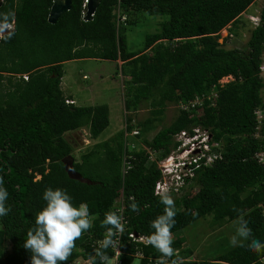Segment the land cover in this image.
Listing matches in <instances>:
<instances>
[{
	"label": "trees",
	"instance_id": "trees-1",
	"mask_svg": "<svg viewBox=\"0 0 264 264\" xmlns=\"http://www.w3.org/2000/svg\"><path fill=\"white\" fill-rule=\"evenodd\" d=\"M254 1L100 0L92 19L83 20L84 0H71V8L51 23L52 0H2L0 23L12 22L14 30L0 36V176L11 206L7 216H0V264H31V252L24 243L37 213L47 205L43 199L47 188L66 190L74 206L87 203L93 223L76 240L65 264L85 260L91 264L99 247L96 241L106 233L101 221L106 212L114 211L120 189L126 218L121 264H148L149 258L160 257L151 245L128 237L130 231L150 235L155 231L151 222L164 210L154 192L160 170L140 144L158 150L162 158L177 145L173 135L192 125L212 132L221 144V157L187 179V188L197 187L194 193L185 187L179 193L170 192L176 211L172 247L184 264H264V252L241 247H231L210 260L190 259L188 251H180L185 242L182 228L206 215L218 224L237 220L235 209L242 210L253 237L264 241V163L256 157L264 152V71L260 70L264 5L257 26L240 19ZM139 11L167 19L145 36L140 51L132 52L125 30L134 22L129 17ZM228 25L242 28L241 35L249 33L247 47L226 48V38L218 41L220 30ZM86 58L119 60L125 111L136 112L141 103L151 109L141 121L131 115L125 118L126 130L138 128V135L125 138L120 129L93 143L79 160H72L77 178L70 176L65 164L73 151L65 133L86 127L90 138L96 139L109 124L106 104L65 102L60 86L63 63ZM226 76L232 79L221 82ZM197 98L201 99L199 111L189 106ZM168 102L178 106L174 119L151 139L143 137L161 119L162 105ZM123 157L129 163L125 173ZM131 198L138 212L131 210ZM106 251L111 258L113 250ZM136 251L142 256L135 257ZM95 264H101L98 257Z\"/></svg>",
	"mask_w": 264,
	"mask_h": 264
},
{
	"label": "rangeland",
	"instance_id": "rangeland-1",
	"mask_svg": "<svg viewBox=\"0 0 264 264\" xmlns=\"http://www.w3.org/2000/svg\"><path fill=\"white\" fill-rule=\"evenodd\" d=\"M263 5L264 0H255L247 10L252 11L254 9L258 11ZM246 13L240 18L245 23H247L244 19ZM129 19H133L134 22L126 26L125 37L127 47L132 52H138L144 47L145 36L157 31L160 28L161 22L166 20L167 16L149 15L139 11L132 14ZM240 30L242 28L235 30L232 26L228 25L220 30L218 41L222 43L226 38L227 40L224 42L226 48L243 49L247 47L246 39L249 33L246 31L244 35H241ZM232 31H235V34L233 33L235 36L227 38L228 33ZM117 65L112 60L103 59H85L69 61L63 64L64 93L74 96L77 105L106 104L109 109V124L96 139L90 138L86 127L65 133V136L71 141L73 146L71 156L65 163L68 173L73 177L79 176L71 168L72 160H79L80 154L93 143L107 139L120 129H126L125 118L127 116L131 115L134 121H141L149 115L151 108L147 103H141L136 112L125 111L123 104L125 86L123 77L121 81V71ZM84 74L85 78H83ZM230 79V76H226L222 78V81L225 82ZM162 107L164 108V112L161 119L155 122L154 127L144 133L143 137L151 139L154 133L168 125L178 112V106L174 103H164ZM262 115L264 119V111H262ZM259 162L261 163V159ZM187 190L194 193L197 187L193 186L192 188H187ZM236 221V219H232L218 224L212 220L211 215L196 219L181 229L180 234L184 237L185 242L180 251L182 249L186 253L188 251V257L195 260H210L216 257L233 247L230 244V238L236 233L238 226Z\"/></svg>",
	"mask_w": 264,
	"mask_h": 264
},
{
	"label": "clouds",
	"instance_id": "clouds-1",
	"mask_svg": "<svg viewBox=\"0 0 264 264\" xmlns=\"http://www.w3.org/2000/svg\"><path fill=\"white\" fill-rule=\"evenodd\" d=\"M84 3L85 0L83 8ZM245 12L248 15L253 13L254 9L252 11L246 9L242 14ZM257 15L260 18V9ZM3 185V177L0 176V216H7L11 206L6 203L9 193ZM156 195L164 206L163 213L151 222V228L155 231L141 239L161 254L158 264H184L183 258L172 247L171 229L176 223L174 199L167 187H159ZM43 199L47 205L37 213L34 227L27 232L24 248L31 252V264H65L72 255L76 240L93 226L88 204L80 203L78 207L74 206L72 197L66 190L59 188L55 190L47 188L43 193ZM131 199V210L138 212V204L134 198ZM235 211L239 214L236 221L238 226L235 235L230 238V244L233 247L247 248L257 254L264 252V241L253 237L252 229L248 221L244 219L242 210L235 209ZM101 227L106 229V233L104 239L99 242V247L95 249V257L91 258V264H95L96 257L101 264H110V257L106 250L117 246L118 240L113 238L123 234L124 218L115 211H108L101 221ZM81 263L86 264V260L79 262Z\"/></svg>",
	"mask_w": 264,
	"mask_h": 264
},
{
	"label": "built area",
	"instance_id": "built-area-1",
	"mask_svg": "<svg viewBox=\"0 0 264 264\" xmlns=\"http://www.w3.org/2000/svg\"><path fill=\"white\" fill-rule=\"evenodd\" d=\"M55 0H52V4ZM63 1L64 0H60ZM88 0H85L84 8L81 12V17L83 20L86 19V3ZM51 4V5H52ZM94 12H91L90 15H93ZM117 17H119L120 20L124 19V16H119V10L116 11ZM258 11L254 10L253 13H249L244 17L246 20V24L250 26H257L259 24L260 18L257 15ZM243 16V14H242ZM2 30H0V36L4 34H8L5 32V30H10L12 32L14 30L13 23L8 24H2ZM9 32V33H10ZM230 33H228L229 35ZM262 60H264V56H262ZM263 62L260 66V70L263 72L264 66ZM22 77L24 79H27V75L23 74ZM232 79V77L230 76ZM221 82L224 83V81L221 80ZM227 82V81H225ZM66 103H73V100L65 99ZM188 105H182L181 107L186 109ZM189 106L192 109H195L196 111H199V108L201 107V99L197 98L195 100L189 101ZM257 114L259 112L257 111ZM261 115L259 114V118ZM139 134L138 128H133L130 132H128L126 129H124V137L127 136H136ZM173 140L177 142L176 147H173L170 152L162 157L159 158V151L155 149H151L149 147H146L142 145L147 153L148 157L151 161H156L157 167L160 170L161 176L155 183L154 192L156 193V190L159 187H167L170 192H180L182 187L187 188V185L189 183V180L194 176L195 170L198 168H203L210 166L214 163V161L221 157V154L219 153V149L221 148V144L218 143L213 139L212 132L201 125H192L190 129H182L179 132L175 133L173 135ZM148 148V149H147ZM264 152L258 153L257 157L258 160L264 163ZM126 157V156H125ZM124 160V157H123ZM127 164V165H125ZM129 168V163H126L124 160L123 162V168L122 173H125L126 170ZM181 187V188H180ZM180 189V190H179ZM114 211L118 214L122 215L124 218V222L126 224V218L124 214L125 210V202H124V196L123 191L120 189L119 195L115 198L113 202ZM121 236L118 234L117 237H114L113 239L118 240L117 246L115 248L110 247L113 250V255L110 258V264H121V261L119 259V255L121 253L120 251V244H121ZM128 237L131 241L136 243H142L146 244L141 238L146 237L144 234H139L135 231H130L128 233ZM104 238H101L96 241V244L99 246V242L102 241ZM142 256V253L140 251L135 252V257ZM160 257H152L149 258L148 264H158ZM261 262L264 263V257L261 258ZM89 263V260H86V264ZM79 264V263H78Z\"/></svg>",
	"mask_w": 264,
	"mask_h": 264
},
{
	"label": "water",
	"instance_id": "water-1",
	"mask_svg": "<svg viewBox=\"0 0 264 264\" xmlns=\"http://www.w3.org/2000/svg\"><path fill=\"white\" fill-rule=\"evenodd\" d=\"M100 0H88L86 3V19H92L93 15H90L91 12H94ZM2 0H0L1 4ZM71 8V0H55L54 3L51 5L49 13H48V21L54 23L57 17L62 14L63 12L69 10ZM0 30H2V26L0 24ZM6 33H9L10 30H5ZM77 174V173H76ZM78 175V174H77ZM71 176V175H70ZM79 176V175H78ZM73 177V176H72ZM79 178V177H77Z\"/></svg>",
	"mask_w": 264,
	"mask_h": 264
},
{
	"label": "crops",
	"instance_id": "crops-1",
	"mask_svg": "<svg viewBox=\"0 0 264 264\" xmlns=\"http://www.w3.org/2000/svg\"><path fill=\"white\" fill-rule=\"evenodd\" d=\"M86 59H94V58H86ZM79 60H85V59H73V60H67V61H65L64 63H66V62H69V61H79ZM117 61V63L118 64H120V61L119 60H116ZM116 61H115V63H116ZM63 63V64H64ZM64 74V73H63ZM86 76H85V74L83 75V78H85ZM63 75H62V77H61V84H60V86H61V89H62V91H63V94H64V96L66 97V99H70V100H73L74 101V104H76V101H75V99H74V96H72L71 94H66V93H64V89H63ZM77 105V104H76Z\"/></svg>",
	"mask_w": 264,
	"mask_h": 264
}]
</instances>
